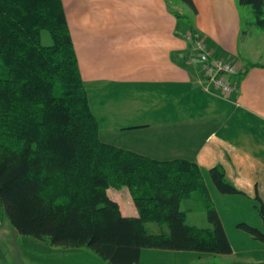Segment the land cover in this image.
<instances>
[{
  "label": "trees",
  "instance_id": "16d2710c",
  "mask_svg": "<svg viewBox=\"0 0 264 264\" xmlns=\"http://www.w3.org/2000/svg\"><path fill=\"white\" fill-rule=\"evenodd\" d=\"M178 1L195 13L192 0ZM236 4L264 27L263 0ZM172 11L180 30L196 31L191 16ZM209 176L221 193L239 192L221 165ZM110 186L125 187L136 216L120 212ZM193 193L204 204V226L188 224L181 209ZM0 211L20 235L87 247L107 264H136L144 248L232 251L194 162L157 160L100 140L61 0H0ZM257 211L263 230L238 226L264 244L261 202ZM149 222L158 230L148 232Z\"/></svg>",
  "mask_w": 264,
  "mask_h": 264
},
{
  "label": "crops",
  "instance_id": "0c3cea01",
  "mask_svg": "<svg viewBox=\"0 0 264 264\" xmlns=\"http://www.w3.org/2000/svg\"><path fill=\"white\" fill-rule=\"evenodd\" d=\"M61 1L100 140L157 160L194 162L231 245V263L264 264V244L238 226L263 230L264 27L246 19L243 29L236 0H192L194 29L239 70L229 77L237 89L222 95L205 88L167 0ZM253 35L259 51H249ZM216 164L239 192L217 190L209 176ZM107 193L123 215H137L125 187ZM0 247V264H12L1 238Z\"/></svg>",
  "mask_w": 264,
  "mask_h": 264
},
{
  "label": "rangeland",
  "instance_id": "374dc122",
  "mask_svg": "<svg viewBox=\"0 0 264 264\" xmlns=\"http://www.w3.org/2000/svg\"><path fill=\"white\" fill-rule=\"evenodd\" d=\"M170 6L181 13L194 17V14L178 0H168ZM242 14L241 26L243 29L249 28L246 19H254L250 8H239ZM251 14V16L249 15ZM181 32H183L181 30ZM250 50H261V42L257 36L253 35ZM42 42L48 44L50 37L46 31H42ZM252 45V46H251ZM181 209L187 210L186 222H195L203 224L205 222L204 204L197 193H193L189 198L181 201ZM207 221V220H206ZM206 222L205 224H207ZM155 222L146 224L148 232L158 230ZM13 227L8 218L0 211V238L4 240L6 248L10 252L12 264H18L13 256V247L11 246V237ZM246 232V231H245ZM19 258L25 264H107L103 259L98 257L87 247H63L51 244L47 239H39L31 235H19ZM22 236L25 238L21 241ZM21 246V249H20ZM140 261L136 264H232L231 257L227 254L201 253L197 251H179L165 250L158 248H144ZM1 252V247H0Z\"/></svg>",
  "mask_w": 264,
  "mask_h": 264
},
{
  "label": "built area",
  "instance_id": "2783aa9c",
  "mask_svg": "<svg viewBox=\"0 0 264 264\" xmlns=\"http://www.w3.org/2000/svg\"><path fill=\"white\" fill-rule=\"evenodd\" d=\"M183 35L192 41L193 49L199 60L200 70L206 81L205 88H211L222 95H228L235 91L237 89L236 80H231L229 77L237 74L238 68L225 59L215 55L207 47L199 33L188 32Z\"/></svg>",
  "mask_w": 264,
  "mask_h": 264
},
{
  "label": "water",
  "instance_id": "95a60500",
  "mask_svg": "<svg viewBox=\"0 0 264 264\" xmlns=\"http://www.w3.org/2000/svg\"><path fill=\"white\" fill-rule=\"evenodd\" d=\"M16 231H13V234H12V237H11V246L13 247V256L15 258V260L17 261L18 264H23L21 262V260L19 259L18 257V253H19V246L17 244V241H16Z\"/></svg>",
  "mask_w": 264,
  "mask_h": 264
}]
</instances>
